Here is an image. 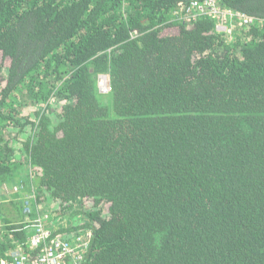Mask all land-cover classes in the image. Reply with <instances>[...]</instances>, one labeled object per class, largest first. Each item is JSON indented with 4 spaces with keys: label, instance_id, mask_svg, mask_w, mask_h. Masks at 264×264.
<instances>
[{
    "label": "trees",
    "instance_id": "obj_1",
    "mask_svg": "<svg viewBox=\"0 0 264 264\" xmlns=\"http://www.w3.org/2000/svg\"><path fill=\"white\" fill-rule=\"evenodd\" d=\"M194 1L0 0V127L26 158L0 144V261L49 194L93 233L82 264H264V23L176 20Z\"/></svg>",
    "mask_w": 264,
    "mask_h": 264
},
{
    "label": "built area",
    "instance_id": "obj_2",
    "mask_svg": "<svg viewBox=\"0 0 264 264\" xmlns=\"http://www.w3.org/2000/svg\"><path fill=\"white\" fill-rule=\"evenodd\" d=\"M176 20L184 25H190L199 18H213L217 20L216 30L233 37L238 28H248L255 24H262L264 20L257 17L227 9L219 0L194 1L187 8L174 11ZM110 76H98V88L101 94L112 92ZM28 197L23 210L25 229L28 231L27 247L16 245L7 252L8 260L0 264H82L89 252L93 233L89 229L72 230L62 224L55 213V207H34ZM71 221V220H69Z\"/></svg>",
    "mask_w": 264,
    "mask_h": 264
},
{
    "label": "rangeland",
    "instance_id": "obj_3",
    "mask_svg": "<svg viewBox=\"0 0 264 264\" xmlns=\"http://www.w3.org/2000/svg\"><path fill=\"white\" fill-rule=\"evenodd\" d=\"M1 60H2V54H0V62H1ZM62 105H63V101L62 100H60L59 98H52V100H51V102H50V107H51V109L53 110V113H51V116L54 118L55 116H56V114L54 113V112H57V111H59V110H61V107H62ZM41 107H43V106H41ZM45 107V106H44ZM43 107V108H44ZM38 108H40V107H37V106H31V107H26L24 110H21V116H20V118H24V117H27V116H29V115H33V113L36 111V109H38ZM15 134H16V132H15V130L14 129H12V128H8V129H2L1 127H0V144L2 145V146H4V145H6V140L7 139H9L10 138V141H9V146H11V147H13V148H15L16 149V154H15V158L16 159H22V161L24 160V161H26V158L24 157V155L22 154V152L21 151H19V147H21L20 146V144L19 143H17L16 141H14L12 138L15 136ZM2 138L4 139L3 141H2ZM37 171V170H36ZM37 172H39V171H37ZM32 188H34L35 189V187L33 186ZM48 202V205L50 206V208L52 209V201L49 199V201H47ZM54 203V202H53ZM77 208H82L83 206H82V203H81V201H78L77 203H76V205H75ZM58 216V215H57ZM59 217V216H58ZM59 218H61V220H59L61 223H63L62 224V227H63V225L64 226H69V227H72V225H73V222L72 221H69V219H67L66 217H64V216H60Z\"/></svg>",
    "mask_w": 264,
    "mask_h": 264
},
{
    "label": "crops",
    "instance_id": "obj_4",
    "mask_svg": "<svg viewBox=\"0 0 264 264\" xmlns=\"http://www.w3.org/2000/svg\"><path fill=\"white\" fill-rule=\"evenodd\" d=\"M17 190H18L17 188L14 189V190H12V192H10V194L12 193V195H14L15 192H16ZM32 191H35V189L32 188ZM47 195H48V197H46ZM47 195H43V196H44V197H43V199H44V205H43V206H49L47 201H49V199H50V200L52 201V202H51V203H52V207H55L56 204H57V201L53 200V199L50 197L49 194H47ZM53 202H54V203H53ZM49 207H50V206H49ZM22 217L24 218V215H22Z\"/></svg>",
    "mask_w": 264,
    "mask_h": 264
},
{
    "label": "flooded vegetation",
    "instance_id": "obj_5",
    "mask_svg": "<svg viewBox=\"0 0 264 264\" xmlns=\"http://www.w3.org/2000/svg\"><path fill=\"white\" fill-rule=\"evenodd\" d=\"M5 190H6V188H4L3 193H5ZM30 203L33 205V201L32 200H30Z\"/></svg>",
    "mask_w": 264,
    "mask_h": 264
}]
</instances>
